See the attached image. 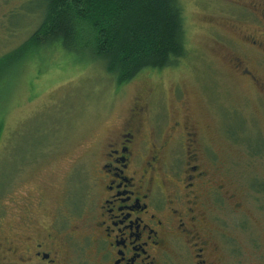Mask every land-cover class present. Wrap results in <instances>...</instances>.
Wrapping results in <instances>:
<instances>
[{"label":"rangeland","instance_id":"374dc122","mask_svg":"<svg viewBox=\"0 0 264 264\" xmlns=\"http://www.w3.org/2000/svg\"><path fill=\"white\" fill-rule=\"evenodd\" d=\"M254 2L264 9V0H180L186 55L176 65L144 70L122 85L101 61L60 47L23 54L14 67L1 70L3 231L19 227L22 213L55 211L67 182L70 188L89 186L85 179L102 158L100 140L141 103L151 115L157 108V114L204 126L225 159L227 188L239 193L216 212L225 233L214 234V241L224 243L223 249L218 243L217 257H225V264H264V192L258 191L264 189V112L232 67L243 57L235 41L252 33L257 20L253 9L240 11L236 3L252 7ZM43 12V0H0V57L36 30ZM231 114L234 131L245 123L240 130L252 152L225 139L221 120ZM236 203L240 209L233 208Z\"/></svg>","mask_w":264,"mask_h":264},{"label":"flooded vegetation","instance_id":"af4514ba","mask_svg":"<svg viewBox=\"0 0 264 264\" xmlns=\"http://www.w3.org/2000/svg\"><path fill=\"white\" fill-rule=\"evenodd\" d=\"M242 7L257 20L235 41L243 57L232 67L264 112V9L236 3ZM140 104L100 140L102 158L85 179L89 186L67 182L55 211L22 213L9 232L0 221V264L226 263L217 257L224 243L214 241L216 232L225 234L216 212L237 194L226 186L225 159L202 124L157 108L151 115ZM234 118L221 120L225 139L252 152L240 130L245 123L234 131Z\"/></svg>","mask_w":264,"mask_h":264},{"label":"trees","instance_id":"16d2710c","mask_svg":"<svg viewBox=\"0 0 264 264\" xmlns=\"http://www.w3.org/2000/svg\"><path fill=\"white\" fill-rule=\"evenodd\" d=\"M43 1L40 24L0 57V71L14 67L23 54L60 47L101 61L122 85L144 70L176 65L187 53L180 0Z\"/></svg>","mask_w":264,"mask_h":264}]
</instances>
